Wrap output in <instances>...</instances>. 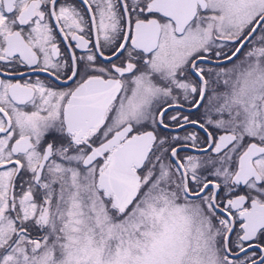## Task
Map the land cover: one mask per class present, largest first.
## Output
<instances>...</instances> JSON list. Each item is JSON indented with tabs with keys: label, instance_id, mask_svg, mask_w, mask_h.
I'll return each instance as SVG.
<instances>
[{
	"label": "snow or ice",
	"instance_id": "1",
	"mask_svg": "<svg viewBox=\"0 0 264 264\" xmlns=\"http://www.w3.org/2000/svg\"><path fill=\"white\" fill-rule=\"evenodd\" d=\"M0 264H264V0H0Z\"/></svg>",
	"mask_w": 264,
	"mask_h": 264
}]
</instances>
